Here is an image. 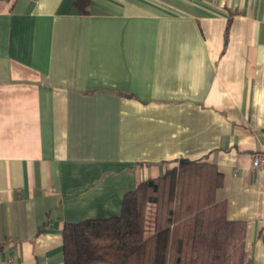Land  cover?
<instances>
[{"label":"crops","instance_id":"obj_1","mask_svg":"<svg viewBox=\"0 0 264 264\" xmlns=\"http://www.w3.org/2000/svg\"><path fill=\"white\" fill-rule=\"evenodd\" d=\"M262 150L264 0H0V264H64L66 222L182 158L264 264Z\"/></svg>","mask_w":264,"mask_h":264},{"label":"trees","instance_id":"obj_2","mask_svg":"<svg viewBox=\"0 0 264 264\" xmlns=\"http://www.w3.org/2000/svg\"><path fill=\"white\" fill-rule=\"evenodd\" d=\"M223 180L215 164L180 159L128 191L119 215L66 222L64 264H245L247 225L216 199Z\"/></svg>","mask_w":264,"mask_h":264},{"label":"built area","instance_id":"obj_3","mask_svg":"<svg viewBox=\"0 0 264 264\" xmlns=\"http://www.w3.org/2000/svg\"><path fill=\"white\" fill-rule=\"evenodd\" d=\"M252 164L256 169L264 170V150L257 151L252 155Z\"/></svg>","mask_w":264,"mask_h":264}]
</instances>
